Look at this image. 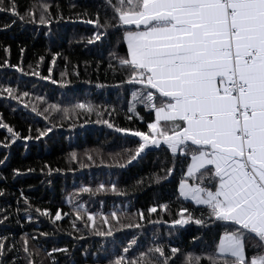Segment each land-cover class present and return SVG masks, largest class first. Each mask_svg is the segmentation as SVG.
<instances>
[{
    "label": "snow or ice",
    "instance_id": "1",
    "mask_svg": "<svg viewBox=\"0 0 264 264\" xmlns=\"http://www.w3.org/2000/svg\"><path fill=\"white\" fill-rule=\"evenodd\" d=\"M52 7L40 0L30 2L21 10L19 0H0V17H3L0 32L18 24L51 26L56 21H64L66 18L59 5H56L55 14ZM75 7L69 5L70 9ZM75 15L81 22L93 26V35L87 43L113 35L126 44L124 55L115 51L110 53L115 63L110 61L108 70L121 75L116 87L139 86L131 92V100L127 102V113L130 114L127 120L136 117L144 121L137 111L138 105L152 116L145 122L146 130L118 127L108 119L96 121L117 133L139 138L135 141V150L120 166L126 167L142 159V154L151 147L170 155L171 164L164 168L163 175L157 174L149 180L159 183L179 170L177 198L192 202L193 208L179 209L175 218L164 223L174 227L195 224L214 232L212 250L207 255L195 256L184 254L180 247L154 241L152 247L133 256L137 238L133 237L127 244L122 241L118 244L119 238L113 229L103 227L110 223L108 216L94 214L81 204L74 205L72 212L63 215L59 208L52 212L33 207L22 190L17 205L22 200L23 209L0 207V225L12 216L19 224L21 212L29 222L33 221V212L53 224L67 216L72 229L69 235L76 233L75 240L86 239L87 233L105 241L111 238L112 246L119 247L115 257L111 258L110 254H100L107 252L101 244L94 264L104 260L107 264H264V0H100L95 12L84 10ZM67 19L72 21L73 18ZM114 46L118 47V44ZM0 47L6 54L10 53L11 45ZM19 53L20 63H10V56L6 55L0 60V70L14 69L21 74L39 76L36 71L24 73L25 48L20 47ZM60 55H52L47 68L49 75L41 79L58 83L51 79V65ZM44 59L39 55L37 66ZM9 80L5 77L0 83V97L23 104V98L30 93L11 86ZM24 107L29 105L24 104ZM50 108L63 118L71 119L73 113L78 115V110L92 113L96 106L77 103L71 108L60 105H50ZM31 110L40 114L35 106ZM113 112L115 108L107 115L111 116ZM0 129L6 132L0 140V148L4 150L17 140H39L53 132V127L49 126L37 129V134L32 136L33 129L29 126V134L21 136L15 126L4 122L2 114ZM72 156L75 158L76 154ZM7 160V155L0 157V166ZM32 171L34 169H27V172ZM23 174L20 169H13L14 177ZM6 180L0 176V181ZM109 191L120 192L115 183L80 189V193L92 196ZM10 194L6 188H0V197ZM69 203H72L71 197ZM158 207L168 210V205L162 204L149 207L147 212L158 214ZM98 215L100 225L95 223ZM110 215L117 221V231L124 227H142L139 223L121 224L115 211ZM138 217L146 219L143 211ZM147 219L153 224L159 222L150 217ZM47 235L25 232L19 241L8 235L0 236V264H37L40 249L30 241L38 244L39 238ZM197 239L193 237L194 241ZM21 252L23 257L19 255ZM54 252L71 255L67 247L53 248L46 254L51 264H59L52 257ZM84 255L91 254L85 250ZM40 264L44 262L41 260ZM69 264H75V261Z\"/></svg>",
    "mask_w": 264,
    "mask_h": 264
},
{
    "label": "trees",
    "instance_id": "2",
    "mask_svg": "<svg viewBox=\"0 0 264 264\" xmlns=\"http://www.w3.org/2000/svg\"><path fill=\"white\" fill-rule=\"evenodd\" d=\"M30 2L40 0H19L21 10ZM43 2L53 5V14L56 13V5H59L66 19L56 21L51 26L18 24L0 32V45H11L10 53L7 54L0 47V60L8 55L10 63H20L19 48L24 47V73L36 71L40 74L33 76L21 74L14 69L0 70V83L8 77L11 86L30 93L28 97L23 98V104L0 97V114L4 122L15 126L21 136L29 134V126L33 129L32 136L37 134V129L49 126L53 127V132L39 140H17L8 150L0 148V157L8 156L6 164L0 166V176L7 178L6 182L0 181V188H6L11 193L0 197V207L15 210L19 206L23 209L22 200L17 205L22 190L33 207L50 209L52 212L59 208L63 215L72 212L74 205L81 204L94 214L108 216L110 223L104 224L103 227L113 229L115 236L119 238L118 244L121 241L127 244L133 237L137 238L138 244L132 249L133 256L152 247L154 241L166 246L180 247L184 254L207 255L212 250L214 232H208L195 224L174 227L170 223H164L175 218L179 209L193 208L189 201L177 198L178 182L181 178L179 170L159 183L149 180V177H155L157 174L163 175L164 168L171 164V156L156 148L143 154L142 159L134 161L131 165L121 167L120 165L128 159L129 153L135 150V141L138 139L130 134L126 136L117 133L103 123H96L98 119H108L118 127L146 130L145 122L152 119L149 112L142 105H138L137 111L144 117V121L136 117L132 121L127 120V115H130L127 113V102L131 100V92L139 86L116 87L121 75L108 70L109 62L115 63L110 53L115 51L124 55L126 44L113 35L92 44L87 43V39L93 35V26L81 22L75 13H83L84 10L95 12L100 0ZM70 4L76 5L75 9H70ZM69 16L73 18L72 21L67 19ZM100 18L103 21L102 9ZM2 19L3 17H0V20ZM116 44L118 47L114 46ZM55 53L61 55L56 58V63L51 65V79L58 82L53 84L51 80L41 77L49 75L47 68ZM39 55H43L45 59L37 66ZM40 97L43 99H38ZM77 103L92 104L96 106L95 111L88 113L78 110V115L73 113L71 119H68L50 108V105L71 108ZM24 104L29 107H24ZM32 106L36 107L39 115L31 110ZM112 108H115V112L108 116L107 112ZM45 109L48 111H44ZM5 135V130L0 129V140H3ZM73 153L76 154L75 158ZM89 156L92 157L91 160L88 159ZM29 168L34 171L27 172ZM13 169H20L24 174L14 177ZM101 183L106 186L115 183L120 192L109 191L95 196L80 193L83 187L95 189ZM69 197L72 198V203H69ZM162 204L168 205L167 211L158 207V214L147 212L149 207ZM113 211L117 212L121 224L139 223L142 227H124L117 231V221L110 215ZM140 211L145 213V220L139 219ZM147 217L159 222L150 223ZM16 219L12 216L4 225H0V236L8 235L19 241L25 232L37 236L39 233H48L47 236L39 238L38 244L30 241L40 249V254L36 257L37 264H40L41 260L44 264H51L46 254L53 248L70 249V256L61 252L52 253V257L59 264H69L70 261H75V264H94L97 249L101 244L107 249V252H101V255L110 254L111 258H114L120 250L119 247L112 246L111 238L105 241L101 237L85 233L86 239L75 240L76 233L69 235L72 229L67 216L55 224L46 217H37L34 212L32 222L27 220L23 212L19 217V224ZM95 223L100 225V215ZM193 237L199 239L194 241ZM85 250L91 255L85 257ZM19 255L23 257L24 254L21 252ZM99 264H107V261H100Z\"/></svg>",
    "mask_w": 264,
    "mask_h": 264
},
{
    "label": "water",
    "instance_id": "3",
    "mask_svg": "<svg viewBox=\"0 0 264 264\" xmlns=\"http://www.w3.org/2000/svg\"><path fill=\"white\" fill-rule=\"evenodd\" d=\"M134 138H136V139H138V140H139V138H138V137H134ZM155 149H156L155 147H151V148H150V150H146V152H148V151H151V150H155ZM146 152H145V153H146ZM145 153H144V154H145ZM142 155H143V154H142Z\"/></svg>",
    "mask_w": 264,
    "mask_h": 264
},
{
    "label": "crops",
    "instance_id": "4",
    "mask_svg": "<svg viewBox=\"0 0 264 264\" xmlns=\"http://www.w3.org/2000/svg\"><path fill=\"white\" fill-rule=\"evenodd\" d=\"M190 202V201H189ZM192 203V202H191Z\"/></svg>",
    "mask_w": 264,
    "mask_h": 264
},
{
    "label": "rangeland",
    "instance_id": "5",
    "mask_svg": "<svg viewBox=\"0 0 264 264\" xmlns=\"http://www.w3.org/2000/svg\"><path fill=\"white\" fill-rule=\"evenodd\" d=\"M191 203V202H190ZM193 204V203H192Z\"/></svg>",
    "mask_w": 264,
    "mask_h": 264
}]
</instances>
